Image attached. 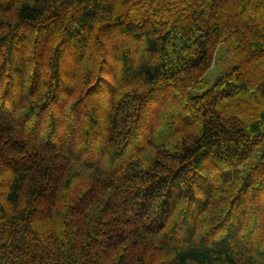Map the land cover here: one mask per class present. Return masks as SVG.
Instances as JSON below:
<instances>
[{
  "label": "trees",
  "instance_id": "16d2710c",
  "mask_svg": "<svg viewBox=\"0 0 264 264\" xmlns=\"http://www.w3.org/2000/svg\"><path fill=\"white\" fill-rule=\"evenodd\" d=\"M0 264H264V0H0Z\"/></svg>",
  "mask_w": 264,
  "mask_h": 264
},
{
  "label": "rangeland",
  "instance_id": "374dc122",
  "mask_svg": "<svg viewBox=\"0 0 264 264\" xmlns=\"http://www.w3.org/2000/svg\"><path fill=\"white\" fill-rule=\"evenodd\" d=\"M226 48L224 44H221L216 52L215 62L212 69L207 72L206 79L211 84L220 74L226 73L230 70L231 65L227 60Z\"/></svg>",
  "mask_w": 264,
  "mask_h": 264
}]
</instances>
